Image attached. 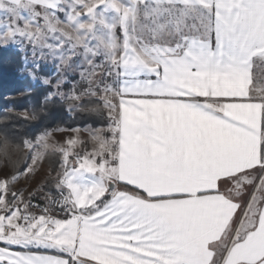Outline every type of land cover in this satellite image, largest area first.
I'll use <instances>...</instances> for the list:
<instances>
[{"label":"snow or ice","instance_id":"snow-or-ice-1","mask_svg":"<svg viewBox=\"0 0 264 264\" xmlns=\"http://www.w3.org/2000/svg\"><path fill=\"white\" fill-rule=\"evenodd\" d=\"M8 52L0 264H264V0H0Z\"/></svg>","mask_w":264,"mask_h":264},{"label":"trees","instance_id":"trees-1","mask_svg":"<svg viewBox=\"0 0 264 264\" xmlns=\"http://www.w3.org/2000/svg\"><path fill=\"white\" fill-rule=\"evenodd\" d=\"M16 56L12 52L0 53V105L12 103L13 101L6 100L5 97H15L14 103L17 107H23L27 100L18 95L20 89L25 85L17 76L15 71ZM57 115L50 117L51 120L59 119Z\"/></svg>","mask_w":264,"mask_h":264}]
</instances>
